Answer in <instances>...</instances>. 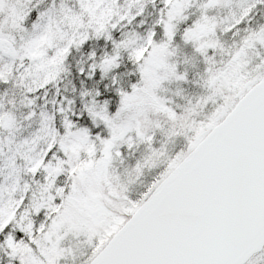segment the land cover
<instances>
[{
    "label": "snow or ice",
    "instance_id": "obj_1",
    "mask_svg": "<svg viewBox=\"0 0 264 264\" xmlns=\"http://www.w3.org/2000/svg\"><path fill=\"white\" fill-rule=\"evenodd\" d=\"M0 264H264V0H0Z\"/></svg>",
    "mask_w": 264,
    "mask_h": 264
}]
</instances>
